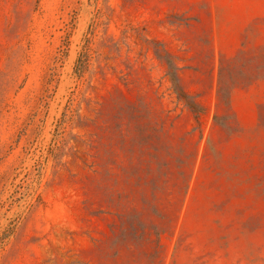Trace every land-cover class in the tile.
<instances>
[{
    "label": "rangeland",
    "instance_id": "374dc122",
    "mask_svg": "<svg viewBox=\"0 0 264 264\" xmlns=\"http://www.w3.org/2000/svg\"><path fill=\"white\" fill-rule=\"evenodd\" d=\"M4 231L0 264H264V0H0Z\"/></svg>",
    "mask_w": 264,
    "mask_h": 264
},
{
    "label": "trees",
    "instance_id": "16d2710c",
    "mask_svg": "<svg viewBox=\"0 0 264 264\" xmlns=\"http://www.w3.org/2000/svg\"><path fill=\"white\" fill-rule=\"evenodd\" d=\"M77 63H78V66H79L78 70H81L83 68L84 61L81 58H78ZM171 78H172V81L174 82V77L172 76ZM178 95L183 97V94L180 91L178 92ZM188 104H189V106H192L191 103H188ZM4 235L6 236V232L5 231L1 234L0 240L3 239Z\"/></svg>",
    "mask_w": 264,
    "mask_h": 264
}]
</instances>
